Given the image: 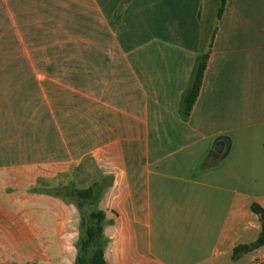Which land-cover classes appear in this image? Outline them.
Returning <instances> with one entry per match:
<instances>
[{
    "label": "crops",
    "instance_id": "crops-1",
    "mask_svg": "<svg viewBox=\"0 0 264 264\" xmlns=\"http://www.w3.org/2000/svg\"><path fill=\"white\" fill-rule=\"evenodd\" d=\"M220 1L0 0V264H75L80 210L40 189L103 177L108 264H262L233 251L262 229L264 0Z\"/></svg>",
    "mask_w": 264,
    "mask_h": 264
},
{
    "label": "trees",
    "instance_id": "trees-1",
    "mask_svg": "<svg viewBox=\"0 0 264 264\" xmlns=\"http://www.w3.org/2000/svg\"><path fill=\"white\" fill-rule=\"evenodd\" d=\"M225 0L219 2L216 17L220 18L224 10ZM216 27L203 26L202 43L196 57L189 84L182 94L180 112L182 117L188 118L200 94L205 71L211 55ZM112 183L111 177H103L87 188H79L74 183L56 188L40 189L41 192L59 197L66 202H73L81 213L80 234L77 240V256L75 264H108L105 259V247L108 239L104 233L107 223L106 213L99 207V201L105 189ZM67 189V192L62 190ZM262 222V229L258 238L234 248L233 258L238 259L243 254L264 245V207L259 203L252 204ZM34 264V263H31Z\"/></svg>",
    "mask_w": 264,
    "mask_h": 264
},
{
    "label": "rangeland",
    "instance_id": "rangeland-1",
    "mask_svg": "<svg viewBox=\"0 0 264 264\" xmlns=\"http://www.w3.org/2000/svg\"><path fill=\"white\" fill-rule=\"evenodd\" d=\"M63 192H67V189H65V190H62ZM10 262V261H9ZM257 264H261L260 262H258ZM262 264H264V260H263V262H262Z\"/></svg>",
    "mask_w": 264,
    "mask_h": 264
}]
</instances>
